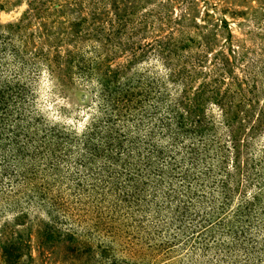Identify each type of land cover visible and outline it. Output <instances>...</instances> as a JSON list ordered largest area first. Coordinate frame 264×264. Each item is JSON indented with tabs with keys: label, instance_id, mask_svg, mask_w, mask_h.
Segmentation results:
<instances>
[{
	"label": "rangeland",
	"instance_id": "374dc122",
	"mask_svg": "<svg viewBox=\"0 0 264 264\" xmlns=\"http://www.w3.org/2000/svg\"><path fill=\"white\" fill-rule=\"evenodd\" d=\"M0 264H264V0H0Z\"/></svg>",
	"mask_w": 264,
	"mask_h": 264
}]
</instances>
